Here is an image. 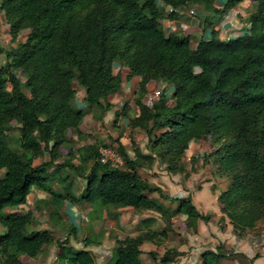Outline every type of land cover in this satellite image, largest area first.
Listing matches in <instances>:
<instances>
[{
  "label": "trees",
  "instance_id": "trees-1",
  "mask_svg": "<svg viewBox=\"0 0 264 264\" xmlns=\"http://www.w3.org/2000/svg\"><path fill=\"white\" fill-rule=\"evenodd\" d=\"M214 1L0 0L11 40L28 30L13 49L0 48L6 57L0 66L1 264H26L23 256L34 258L52 243L58 246L57 264H94L90 250L60 242L47 229L29 230L33 210L5 211L26 204L33 188L51 194V204L60 209L67 199L156 212L165 226L116 238L108 263L144 264L141 245L162 246L173 231L172 217L182 214L187 227L194 228L192 223H208L211 215L200 212L190 194L171 196L140 170L148 169L155 157L166 163L168 172H181L190 143L209 136L219 142L214 155L229 180L217 196L222 217L238 238L256 228L264 217V0H256L246 30L227 40L212 30L210 39H200L192 47L189 34L167 32L161 25L176 9L193 4L211 7ZM242 1L224 0L217 11L223 14ZM160 4L171 11L163 12ZM116 62L128 69L127 80L139 79L144 94L151 81H163L172 89L170 97L161 94L150 106L134 100L138 113L129 125L144 130L149 153L134 147L130 156L117 141L121 166L101 162L96 144L81 148L79 164L60 160V148L72 144L68 133L80 136L87 114L73 105L75 83L84 89L87 106L109 110L108 98L122 84L121 73L114 71ZM15 70L25 75V81ZM14 124L19 149L9 146L8 131ZM67 154L75 158L71 149ZM51 168H67L82 176L80 193L75 196L64 185L66 176L57 179L65 192L54 190ZM71 233L77 234L74 226ZM81 242L84 247L98 243L91 236ZM149 254L158 264H168L180 252L169 247L158 258L155 251ZM227 254L219 245L203 252L201 264L219 263Z\"/></svg>",
  "mask_w": 264,
  "mask_h": 264
},
{
  "label": "rangeland",
  "instance_id": "rangeland-1",
  "mask_svg": "<svg viewBox=\"0 0 264 264\" xmlns=\"http://www.w3.org/2000/svg\"><path fill=\"white\" fill-rule=\"evenodd\" d=\"M219 1L220 0H216V4L218 2V4L221 5ZM255 8L256 0L245 1V3L240 6V11H238L235 16L238 20V26L232 30H228L225 36L235 37L239 35V33L241 34L245 31V28H247L245 21ZM191 12L197 16H204V14H200L199 11H195L193 9ZM202 24L204 27L207 23L206 21L201 20V25ZM27 33L28 30H22L18 35V38L12 44L13 41L8 33V25L5 23L3 12L0 10L1 49H13L17 43L25 39ZM5 61V54L0 53V66L3 65ZM114 71L120 72L122 75V84L113 103L116 108H110V116L107 117V119L105 118L103 121L105 109L104 107H96L97 112L101 115L99 117L101 121L98 120L96 123H84V131L80 136L70 133L69 137L71 139L74 138V136L77 138L73 139L71 145V150L75 153V158L69 157L67 154L69 149L66 146H62V150L59 154L60 160H64L66 158V160H71L74 164H79L77 154L80 151L82 152L80 145L83 144L82 146H85L89 144H96L99 152V158L102 152H106V156L111 159L110 162L113 166H121L122 164L114 163L117 156H119L117 141L122 143L130 156H134V147H139L142 152L147 154L149 153V150L147 149V136L144 130L140 128H132L129 125V120L138 113L134 100L136 98H140L142 101L147 102L148 96H153L154 100L157 101L161 94H165L166 97H170L172 89L170 86L164 85L163 82H153L148 84L147 92L144 94L139 89V79H132L128 82L126 79L127 69L125 66L116 62L114 64ZM15 72L22 81H25V75H23L20 70H15ZM8 88H10V86H8ZM75 88L78 94H76V98H79V96L82 95V91H80L81 86L75 83ZM169 103H171V101H169ZM73 105L75 107H82L85 110L90 108V106L79 102L77 99L73 102ZM124 106L126 107L123 109ZM8 137L9 146L13 149H19V133L16 129V124H14L13 129L8 131ZM218 146L219 142H216L214 138L210 136L204 139L192 141L181 160L182 171L178 173L168 172L166 170V163L160 162L158 158L155 157L149 160L150 166L148 169L140 170V173L143 176L150 179L153 184L162 186L165 189V192L171 196H186L190 194L197 209L202 213L211 215L208 223H204L203 221L192 223V225H196L194 228L187 227L186 216L177 214L172 217L171 221L173 231L169 237L165 239L162 246L156 247V253L161 255L167 248H177L179 246L180 248H183V251L178 252H180V256H182L185 262H193L196 259H200L201 264L203 252L208 250L214 251L219 245H223V251L229 254H227L219 263L215 264H254L255 259L261 256L263 257L258 260L256 264H264V217L257 222L256 228L249 231L242 238H238L228 229V221L222 217V213L220 212V205L217 201V196L220 191L226 187L229 180L220 171L218 161L214 155ZM44 158L46 159L48 156H45ZM40 160V158L37 159V162ZM89 164L86 166H89ZM48 173L55 179L52 186L54 187V190L58 192H65L63 186H61L63 184H60L57 181L58 178L64 176H66L64 185H69V191L75 196H77L84 187L85 181L83 177L77 176L74 171H70L67 168L50 169ZM38 192L39 191H37V194ZM35 193L36 192L34 191L30 197V203L26 206L27 209L34 211L33 221L29 226V230L47 229L52 231L55 239L60 242L68 241L69 243H76L78 239H81L84 236V234L90 235L95 240H99L100 237L96 231L101 228L108 227L109 224L111 225V223H105V220L102 218L105 214V209L110 211L111 208H107V206H104L99 202H95L92 206L85 205L86 208L82 209V211H84V213L89 211L90 213L85 216H80L79 227L76 228L75 225H70L71 223L64 220V217H66L64 213L67 215V211H62V209L58 208V205L51 204V194L46 192L43 193L44 195H37ZM48 200L49 203H47ZM55 202L57 203L58 201ZM79 202L80 201L78 200L73 201L72 203L69 202V205L77 206L79 205ZM166 206L170 209H174L176 204L166 201ZM92 207L93 211L91 210ZM26 208L22 207V209L18 210V212H24ZM130 212L127 210H121L119 213L128 218ZM144 212L150 213L149 211ZM152 214H156V216L159 217L156 212H153ZM151 225L154 229H160L165 226V222L164 220H161L159 225L158 223H151ZM69 226L70 228H68ZM73 226L76 228V236L71 233V228ZM3 232L4 228L0 225V234ZM50 245L51 248L49 247V251L52 254H56L58 252L57 244L52 243ZM106 248L107 250L103 253L107 254L105 256H108L110 245H107ZM102 256L103 258L100 259L99 262L97 261L96 264L105 263V257L104 255ZM22 260L26 264H33V260L28 257L23 256ZM143 261L145 264H150L153 260L151 255L149 257L146 254ZM55 262L56 260L54 259L53 264H55ZM43 263L44 261L41 262L39 260L36 262V264Z\"/></svg>",
  "mask_w": 264,
  "mask_h": 264
},
{
  "label": "crops",
  "instance_id": "crops-1",
  "mask_svg": "<svg viewBox=\"0 0 264 264\" xmlns=\"http://www.w3.org/2000/svg\"><path fill=\"white\" fill-rule=\"evenodd\" d=\"M245 1H248V0L242 1L241 3L237 4L235 7L231 8L230 10H228L227 12H225L223 14H221L217 10H220L222 8L224 0L219 1V3L221 5H219L218 2L216 4V0H215L213 2V4L211 5V7H205V6L200 5V4H196V5L193 4V5H189L186 7H181L179 9L175 10V14L173 15L172 18L162 19L161 25L167 32L176 31V32H180L182 34H189L191 36V46L192 47H195L200 39H205V40L210 39L212 37V32H211L212 30L216 31V33L220 39L227 40L230 37L232 38V36H225V34H227L226 32L228 30H230V29L232 30V29L236 28V26H238V20L235 16L237 15V12L240 11V6H242L243 3H245ZM159 7L165 13H169L171 11V8L167 5L160 4ZM192 9L195 11H199L200 14H204V16L203 17L201 15L197 16L194 13L192 14V12H190ZM238 17H240V16H238ZM201 20L206 21V23H207L206 26L203 27V24L201 25ZM209 23H211V24H209ZM246 24L248 25V23L245 21V25ZM210 28H211V30H210ZM13 43L14 42H12V44ZM127 73H128V69H127ZM132 79L138 80L137 77H133ZM128 82H130V80H128ZM153 82H160L161 83L163 81H151L150 83H153ZM164 85H166V84L164 83ZM80 91H82V95L76 99L79 102L84 103V95H85L84 89L81 87ZM117 94L118 93L112 94L108 98L107 102L112 104L111 109L116 108V106H114L113 103H114V100L116 99ZM104 104L105 103H103V105ZM96 107H100V106H90V108L87 109V114L85 115L84 120L82 122V125L80 127L82 132L84 131L83 130V124L84 123H86V122L87 123H89V122L90 123H93V122L96 123L98 120L101 121V119H99V117L101 115L99 112H97ZM111 109H109L108 111H104L103 121L105 118L107 119V117L110 116V113H111L110 110ZM69 134L70 133H68V135ZM73 139H77V138H75V136H74V138H72L71 140L73 141ZM71 145L72 144H70V146H68V149H71ZM82 145H80L81 148H84L86 146V145L85 146H82ZM61 150H62V148H60V152H61ZM150 182H152V181L150 180ZM156 185H158V184H156ZM158 186H160V185H158ZM160 187L165 192V189L162 186H160ZM34 191L36 192L35 194H37V191H39L37 195H44L43 193H46L44 191L37 190V189L33 188L29 197H28V202L26 204L20 205L17 208L11 209V210H10V208H6L5 211H7V212L8 211H18V210L22 209V207L26 208L27 204L30 203V197ZM165 193H167V192H165ZM154 196H156L158 198L157 194H155ZM85 205L86 206L87 205L92 206V204L86 203L84 201H80L79 205H77V206L69 205V201L66 199L62 205V211H67V215H66V213L63 212L66 216V217H64V220L71 223L70 225H75L76 228H78L79 223H80L79 222L80 216H85L86 214L90 213L89 211L87 213H84V211H82V209L86 208ZM26 210H27V208H26ZM26 210H24V211H26ZM91 210L93 211V207L91 208ZM121 210H127L128 212L131 211L129 217L127 218V217H124L122 214H120L119 212ZM149 212L150 213H145V212H142V213L138 212L137 213L136 210L129 209L126 207H115V208H111L110 211L108 209H105V214L102 216V218L105 220V223H107V224L111 223V225L109 224L108 227H104V228H101L98 231H96L98 236L100 237L99 240H97L98 241L97 244H93L91 246L84 247L81 240L87 236H90V235H86V234H84V236L81 239H78L76 243H69V244L76 247V248H85V249L92 251V254L94 253L93 256L95 259L94 264H96L97 261L99 262V260L103 258L102 255H104V257H105V263L104 264H108L109 261L111 260V257H112L113 248L115 246V239L116 238H121V237H124L126 235H135L140 230L154 229V228H152L151 223L152 224L158 223V225H159V223L161 222V219L158 218V216H156V214H152L153 213L152 211H149ZM99 217H101V216H99ZM77 223H78V225H77ZM256 227H257V225H256ZM68 228H70V226ZM228 229L231 231L230 225H228ZM107 245H110V250H109L108 256H105L107 254H104L103 252L105 250H107V248H106ZM49 247L51 248V245L45 246V248L42 250V252L39 255H37L34 258H30L33 260L32 263L36 264V262L39 260L41 262L44 261L43 264H53L54 259H55L56 260L55 264H57V253L52 254L49 251L50 250ZM156 247H158V246H156L150 242L143 243L141 245V249L143 251L142 256H141L142 260L144 259V256L146 254H147V256L150 257L149 251H155L156 252L157 251ZM177 250L183 251V248H180L178 246ZM159 256L160 255L157 254L156 258H158ZM262 257L263 256L257 257L254 261V264H256L258 262V260H260ZM181 258H182V256L178 255L172 262H170L168 264H200V259H196L193 262H185V260L183 258L182 259ZM154 261L156 262V264H158V262L156 260H153L152 263H154ZM152 263H150V264H152ZM144 264H145V262H144Z\"/></svg>",
  "mask_w": 264,
  "mask_h": 264
},
{
  "label": "built area",
  "instance_id": "built-area-1",
  "mask_svg": "<svg viewBox=\"0 0 264 264\" xmlns=\"http://www.w3.org/2000/svg\"><path fill=\"white\" fill-rule=\"evenodd\" d=\"M155 100H154V98H153V96H148V100H147V105H152V103L154 102ZM106 151V150H105ZM120 156V155H119ZM119 156H117V158H116V160H115V162L114 163H119V164H122V159H121V157H119ZM100 161L101 162H107V161H111V159L110 158H108L107 156H106V152H102V154H101V156H100ZM77 225H78V223H77Z\"/></svg>",
  "mask_w": 264,
  "mask_h": 264
}]
</instances>
